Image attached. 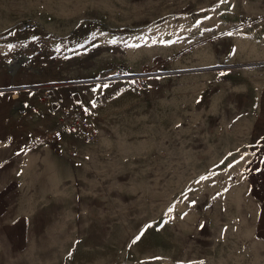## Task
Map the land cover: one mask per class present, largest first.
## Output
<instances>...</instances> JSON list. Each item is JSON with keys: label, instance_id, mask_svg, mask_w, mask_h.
I'll return each instance as SVG.
<instances>
[{"label": "rangeland", "instance_id": "374dc122", "mask_svg": "<svg viewBox=\"0 0 264 264\" xmlns=\"http://www.w3.org/2000/svg\"><path fill=\"white\" fill-rule=\"evenodd\" d=\"M0 264H264V0H0Z\"/></svg>", "mask_w": 264, "mask_h": 264}, {"label": "built area", "instance_id": "2783aa9c", "mask_svg": "<svg viewBox=\"0 0 264 264\" xmlns=\"http://www.w3.org/2000/svg\"><path fill=\"white\" fill-rule=\"evenodd\" d=\"M132 77V76H131ZM138 85L145 87L147 77H137ZM58 82L29 86H14L5 92L17 100L23 94H31L35 101L28 104V111L40 120L55 121L56 132L66 139H78L91 143L100 134V114L97 107L85 96L75 91L63 92ZM56 139V136L53 135Z\"/></svg>", "mask_w": 264, "mask_h": 264}, {"label": "crops", "instance_id": "0c3cea01", "mask_svg": "<svg viewBox=\"0 0 264 264\" xmlns=\"http://www.w3.org/2000/svg\"><path fill=\"white\" fill-rule=\"evenodd\" d=\"M89 102H91V101H89ZM91 103L93 104V102H91ZM26 109H27V108H26ZM32 117H35V116H32ZM36 118H37V117H36ZM37 119H38V118H37ZM39 120H40V119H39ZM41 121H46V123H41L40 126H39V128L42 129V130H44V132H45L46 134L49 133V140L54 141L55 138L53 137V135H51L53 129L51 130V129H50V126H51L52 124H55V121L52 120V119L41 120Z\"/></svg>", "mask_w": 264, "mask_h": 264}]
</instances>
